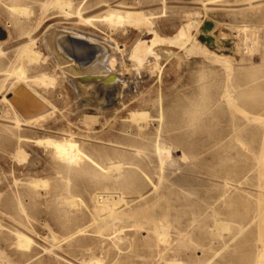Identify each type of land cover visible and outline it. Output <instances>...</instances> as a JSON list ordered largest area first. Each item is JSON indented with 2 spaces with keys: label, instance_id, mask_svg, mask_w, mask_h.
Returning a JSON list of instances; mask_svg holds the SVG:
<instances>
[{
  "label": "rangeland",
  "instance_id": "rangeland-1",
  "mask_svg": "<svg viewBox=\"0 0 264 264\" xmlns=\"http://www.w3.org/2000/svg\"><path fill=\"white\" fill-rule=\"evenodd\" d=\"M51 1L21 0L18 15L13 0H0V264H264V0H88V23L74 14L83 0H66L65 10ZM110 8L137 11L134 23L102 21ZM20 19L41 54L37 63L19 58L27 42L15 26ZM206 21L218 28L213 45L202 41ZM51 25L114 39L124 52L113 73L133 91L103 115L88 111L95 119L80 117L73 88L43 45ZM184 26L186 43L177 35ZM155 37L164 56L143 58ZM85 50L67 55L87 69ZM224 54L230 70L219 60ZM22 68L55 77L33 87L57 109L17 128L2 97ZM228 82L236 94H252L227 103ZM134 111L147 119L131 123ZM47 140L75 143L80 161L68 167ZM98 196H111L117 214L143 211L154 221L105 231Z\"/></svg>",
  "mask_w": 264,
  "mask_h": 264
},
{
  "label": "bare ground",
  "instance_id": "bare-ground-1",
  "mask_svg": "<svg viewBox=\"0 0 264 264\" xmlns=\"http://www.w3.org/2000/svg\"><path fill=\"white\" fill-rule=\"evenodd\" d=\"M20 1L21 0H13V3L11 5L12 8H10L12 11L15 10L18 15H19V12L25 14L24 4H22V3L20 4ZM87 2H88V0H83L81 2V4L78 6V8L76 9V11L74 12V14L79 19L83 20L85 23L91 22V20L94 18L92 16L83 17V11H84V8H85V5L87 4ZM51 3L57 5L60 9H63V10H65L66 6H69L71 9V6H70L71 4L69 5L68 1H66V0H52ZM136 14H137V11H133V10L123 12L120 9L110 8L107 10L105 15H103L101 17V19H103L102 21L110 22L112 25H119V24L125 23V22L130 23L132 25L134 23V21L132 20V17L135 16ZM20 20H17L15 22V26L19 30V38L21 40H27V42L18 48L19 58L23 64L24 63L32 64L33 62L37 63L41 54L39 51H37L36 49H34L31 46V37H30L31 32L25 28L24 22L22 20L21 21ZM119 26H121V25H119ZM79 32H78V30L76 31L75 29H70V28L59 29L56 25L48 26L46 28L45 32H43L44 33L43 45H44L45 49L48 50L49 55L52 57V61H53L54 66L61 71L63 78L73 88L75 95H76V98H77V102H76L77 106L76 105L75 106L78 108L77 111H78L79 116L84 118V119H87L88 117L91 119H95L96 116H87L88 111H93L94 113H96L98 115H103L111 107H113V105L115 104V102H117L119 100V98H124V96H127L128 93L133 91V89L131 88V90H129L130 89L129 86H128L129 87V89H128L123 84L119 85L118 80L113 73V69H115L114 63L116 61V57L119 54L121 55L124 52V49H122V47H120L119 44L114 39H103V38H101L100 41H97V39H96L97 37L95 35H92L94 38H90L89 34H88V37L86 36L87 34L85 35L86 36L85 37L83 35L84 33L80 34ZM177 35L179 37H182L183 41L186 43L188 41V30H187L186 26H184L182 29H180V31L178 32ZM217 35H218L217 25H214V23L206 21L204 23V30H203V35H202L203 43L213 45L214 42H217L219 40L217 38ZM10 39H11V36H10ZM84 39H86V41ZM138 41H136V42L138 43ZM160 41L164 42L165 40L160 39ZM150 42H151L150 45H146L147 48L144 51L146 53H145V56L143 58H146V56L149 55L150 57L151 56L153 57L152 58L153 60L154 59L158 60L159 58L164 56V53H162V50H160L157 47V43L159 42L157 37H155ZM139 44H142V43H139ZM62 45H64V47H63L64 51L62 50L63 49L61 47ZM201 45L203 47H205L209 53L216 54L213 51H211L205 44H201ZM79 47L80 48L82 47V49H80ZM139 48L140 47L137 44V49H139ZM85 49L88 51L87 53H88V56L90 57L89 61L86 64L84 63V66L89 64L87 69L79 67V65L75 64L74 60L68 56L69 54L70 55L73 54V55L79 57V56H81L80 55L81 50H85ZM136 51L138 52V50H136ZM3 52H4V50H2V44L0 43V53H1L0 55H3L4 54ZM134 54H135V52H133L131 54V56L133 57ZM225 56H227V55L224 54V55L218 56L219 60H221V59L223 60L224 58H226ZM127 59H129V57H127ZM219 60L214 61V63L215 62L220 63ZM148 62L149 61H147V63ZM150 63H148V64H150ZM222 63H224V62L222 61ZM155 64H156V62H155ZM226 64L227 63L225 62L224 64H222V66L223 65L226 66ZM0 65H1V62H0ZM146 65L147 64H145L144 66H146ZM156 65H153L152 70H153V74H155V77L157 78L158 82H160L162 69H161V66H158V65L156 66ZM93 68H94V71H93L94 73L89 74V72ZM104 68L107 69L106 72H102ZM135 68L137 69V67H135ZM135 68H133V70L136 71ZM142 68H144V71H145V69L147 67L146 68L142 67ZM22 69L23 70L20 73L16 74L17 79H18L17 84L14 85L13 87H11L9 92L6 95L4 94V96L2 97V101L7 105V108L10 110V112L13 116L14 126L17 128L28 127L30 124H33V123L37 124V122L43 121V120L49 118V116L53 115L57 109V108H55V106L51 102L47 101L44 97H42V95L38 92V90L33 87V85H36V87L38 85H40L38 87H41V85L45 86L48 84H54V82L56 80L55 77L50 75V74H48V75L47 74H41V75H35V76L30 77V76H27L26 70L24 68H22ZM226 69L230 70L229 67H227ZM139 70H141V69H139ZM1 71L2 70H0V72ZM146 71H148V70L146 69ZM150 72H151V70H150ZM122 73L124 74V72H122ZM226 73L228 75V73L230 74L231 71L230 72L227 71ZM140 75H141V73H140ZM227 75H226V77H227ZM122 76H124V75L121 74V77ZM143 76H144V74H143ZM229 76L227 77L228 79H229ZM142 78L143 77H141V79ZM227 78H226V81H229ZM249 82L250 81H246L245 82L246 85L250 84ZM124 83H125V81H124ZM129 83H131V80L129 81ZM230 84L231 83H229V82L225 83V86L226 85L227 86L224 88L225 91H224L223 97H224V99H226L228 101L227 103H231L234 101L243 102L245 100V98L247 97V95L252 94V93H248V92L247 93L241 92L239 94H236L234 88ZM126 85H128V84H126ZM131 85H133V84H131ZM135 86L138 87V83H135ZM125 88H127L126 89L127 92H125L126 91ZM27 102H29V103L27 104ZM16 103H19L20 105L23 106V111L18 109ZM234 108H235V106H234ZM237 109L241 110V109H239V107ZM242 114H244V113H242ZM249 117H251V116L248 115V118ZM145 119H147V113H145V112L134 111V112H131V114H130V122L131 123L132 122L133 123L134 122L135 123L136 122L141 123ZM248 121H250V120L248 119ZM252 121H254V118H252ZM259 121H260V119H259ZM45 144L47 147H49V146L52 147L54 149L55 155L62 162H64L68 167L70 166V164H73L75 162L77 163L80 161L76 157L77 156L80 157L81 153H80L79 147H77V145L75 143H72V142L60 143V142L53 141V140H47V141H45L44 145ZM156 148H157L156 150H157L158 154L161 155L162 154V149H161L162 147L158 146ZM263 153L264 152L262 151V156H263ZM161 156H163V154ZM262 156H261V158H262ZM101 171H102V175H100V176H102V179L103 180L108 179L107 175H103L104 174L103 168H101ZM95 177H99V175L95 174ZM106 195H108V194H106ZM98 197H102V196H98ZM106 198L107 197H105V196L102 197V200H101V198H99L102 202H100L101 204H99L100 207L97 208L98 213H102V214H105L106 216H108L106 218V220L104 221V223L102 224L103 230H105V231L111 230V228L116 226V224H118V223H128V222H130V220H134L136 224H139V221L143 218L146 219L148 222L154 221L153 217L144 216L143 211H136V212H133L130 214H122V215L117 214L114 211V208L116 207L115 206L116 201H113V199L111 200L110 199L111 196L108 197L110 200L106 199ZM98 203H99V201H98ZM117 203H118V197H117ZM259 213H260V211H259ZM259 215H260L259 218L262 219L261 213ZM215 228H217V227H215ZM154 229H156V228H154ZM165 236H168V235H165ZM19 237H20L22 244H28V240L26 238H24V236L20 235ZM159 237H160V235H159ZM260 243L261 242H259V244ZM260 245L262 246L263 244H260ZM258 259H259V256H258Z\"/></svg>",
  "mask_w": 264,
  "mask_h": 264
},
{
  "label": "water",
  "instance_id": "water-1",
  "mask_svg": "<svg viewBox=\"0 0 264 264\" xmlns=\"http://www.w3.org/2000/svg\"><path fill=\"white\" fill-rule=\"evenodd\" d=\"M203 41V40H202ZM29 102H27V104H28ZM16 105H17V107H18V109H20V110H22L23 111V106L22 105H20L19 103H16Z\"/></svg>",
  "mask_w": 264,
  "mask_h": 264
}]
</instances>
